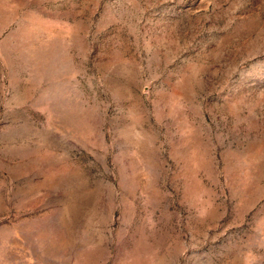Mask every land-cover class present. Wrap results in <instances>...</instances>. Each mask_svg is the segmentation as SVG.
Listing matches in <instances>:
<instances>
[{
	"label": "rangeland",
	"instance_id": "1",
	"mask_svg": "<svg viewBox=\"0 0 264 264\" xmlns=\"http://www.w3.org/2000/svg\"><path fill=\"white\" fill-rule=\"evenodd\" d=\"M0 264H264V0H0Z\"/></svg>",
	"mask_w": 264,
	"mask_h": 264
}]
</instances>
